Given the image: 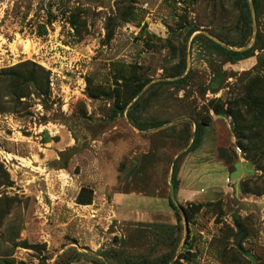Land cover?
Listing matches in <instances>:
<instances>
[{"label": "rangeland", "instance_id": "obj_1", "mask_svg": "<svg viewBox=\"0 0 264 264\" xmlns=\"http://www.w3.org/2000/svg\"><path fill=\"white\" fill-rule=\"evenodd\" d=\"M241 6L0 0V264H264V0L238 48ZM21 64L44 87L13 100ZM183 179L201 194L180 198Z\"/></svg>", "mask_w": 264, "mask_h": 264}, {"label": "trees", "instance_id": "obj_2", "mask_svg": "<svg viewBox=\"0 0 264 264\" xmlns=\"http://www.w3.org/2000/svg\"><path fill=\"white\" fill-rule=\"evenodd\" d=\"M241 2H242V6L241 7H242V29H243V31H242L243 32V43L242 44L243 45L239 46L238 48L245 47V45L251 39L252 34H253V27H252L253 16H252V14H253V12L256 15L259 14V12L261 10V6H262L263 0H241ZM46 32H47L46 27H43L42 32H40L39 35L43 36V35L46 34ZM193 33H194V31L193 32L192 31L189 32L187 39H189ZM139 39H140V37H139ZM256 42L257 43L261 42L259 36L256 37ZM218 48H219L218 49L219 52L223 56H225V58H227L229 62H232V63H236L238 61H243V60L247 59L249 57V55L251 54V50H252V49L243 50V51L230 50V49L222 48L221 46H218ZM28 66H29V64H21V65L16 66V67H18L17 69H20V71L17 72L16 79H17V81L19 83H21V85L16 86V88H14V90L10 93V96L13 98V100L15 98H18L20 100L22 97L25 96L24 95L25 92H23L21 94H18L19 92H17V89L19 87H21L24 90H26V88H29L30 84H32L34 86H37L40 90L43 89V87H44L42 82H40V81L38 82L37 81V79H36V71L34 69L27 70V71L25 70V68H27ZM185 71H186V67H185V62H184L182 70H180L177 73L176 77L183 76ZM187 77H188V74L184 78L179 80V81H182V80H184ZM146 85H147V81H141L138 84V86L135 87L133 89V91L131 92L130 97H129L128 101H127V104L125 106H123V105L122 106H116V108L114 109V115H118L119 113L125 112V108L129 104H131L134 100L135 101L132 104V107L135 109L139 105V99H138L139 94L145 88ZM263 85H264V81H263ZM20 91H22V90H20ZM249 99H250V103H248V106H249L250 109L248 110L249 111L248 113L251 116V120L258 121V119L260 117L262 119V116L264 114V106H263L264 102L260 101L257 98H253L252 94H251V97ZM238 104H239V102L236 103V105H238ZM214 112L217 115L227 114V113H228V115L229 114H233L238 122H239V117L243 118L241 112H239L240 114L238 113V115H235V113H234L235 111H233L231 108H229V110H227V111H224L223 107H214ZM161 125H162L161 122L151 123V126H149V127L150 128H156V127H159ZM204 125H208V124H204ZM169 203H170V207L173 208L174 210L177 208L174 205L172 199L169 200ZM84 204H89V203H84ZM203 206H204V204H202V203L198 204L197 205V209H201V207H203ZM181 209H182L183 215H184V217L186 219V222L190 223V219L191 218H190L188 210L186 208H184V207L181 208ZM180 219H181V216H179V220ZM183 259H184V255L180 256L176 261H174L171 264H183L181 262ZM171 260H172V258L170 260H163L160 264H170ZM55 264H59V263H55ZM65 264H68V263H65Z\"/></svg>", "mask_w": 264, "mask_h": 264}, {"label": "crops", "instance_id": "obj_3", "mask_svg": "<svg viewBox=\"0 0 264 264\" xmlns=\"http://www.w3.org/2000/svg\"><path fill=\"white\" fill-rule=\"evenodd\" d=\"M197 185H195L194 186V188H190V189H186V187H187V185H185V181H184V179H183V181H182V183L180 184V198H185V199H191V198H196L197 197V195H200L201 194V192L199 191V189H197V187H196ZM120 198H122V195H117L116 196V200L118 201L119 200V202H120ZM121 215H123L122 213H121Z\"/></svg>", "mask_w": 264, "mask_h": 264}, {"label": "water", "instance_id": "obj_4", "mask_svg": "<svg viewBox=\"0 0 264 264\" xmlns=\"http://www.w3.org/2000/svg\"><path fill=\"white\" fill-rule=\"evenodd\" d=\"M236 227L238 229V233L234 237V241L238 248H242V242L248 237V231L243 224H237Z\"/></svg>", "mask_w": 264, "mask_h": 264}, {"label": "built area", "instance_id": "obj_5", "mask_svg": "<svg viewBox=\"0 0 264 264\" xmlns=\"http://www.w3.org/2000/svg\"><path fill=\"white\" fill-rule=\"evenodd\" d=\"M128 29V31L132 34V35H134V36H139V32H138V30H137V28L135 27V26H132V25H130V24H127L126 26H125V30H127Z\"/></svg>", "mask_w": 264, "mask_h": 264}]
</instances>
